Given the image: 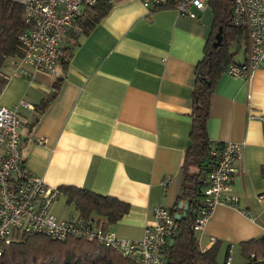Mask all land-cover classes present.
I'll list each match as a JSON object with an SVG mask.
<instances>
[{
  "label": "crops",
  "instance_id": "crops-1",
  "mask_svg": "<svg viewBox=\"0 0 264 264\" xmlns=\"http://www.w3.org/2000/svg\"><path fill=\"white\" fill-rule=\"evenodd\" d=\"M112 2L65 66H57L53 75L37 72L31 81L11 74L0 104L17 107L20 155L34 174L49 186H73L127 203L128 211L113 224L97 213L90 217L120 237L138 239L153 223L155 206L186 207L178 198L190 144L195 66L214 18L209 4L192 7L196 18H189L174 7L150 11L142 0ZM231 47L234 61L242 62L246 42ZM55 82L56 93L39 111ZM248 113L264 115V65L248 79L221 73L209 101L211 143H243L228 182L237 206L216 205L195 236L201 250L223 242L219 261L229 244L231 264L244 261L240 242L264 237V123ZM51 210L64 218L77 209L62 192ZM234 252L241 258L236 263Z\"/></svg>",
  "mask_w": 264,
  "mask_h": 264
},
{
  "label": "built area",
  "instance_id": "built-area-1",
  "mask_svg": "<svg viewBox=\"0 0 264 264\" xmlns=\"http://www.w3.org/2000/svg\"><path fill=\"white\" fill-rule=\"evenodd\" d=\"M24 9L26 27L19 35L23 55L10 59L1 74L8 79L17 74L27 81L37 72L53 75L57 71L64 36L74 27L85 8L97 0H19ZM149 9L165 0H142ZM208 0H180L175 9L180 15L195 18L191 10L203 9ZM231 22L246 35L245 59L231 63L226 72L250 78L264 64V0H231ZM22 106L30 105L22 100ZM264 123V115L248 113ZM20 125L17 107L0 104V242L8 244L14 230L44 234L52 239L81 237L112 248L138 264H163V246L175 233V219L169 208H153V223L146 225L138 239L120 237L115 230L93 217H84L77 210L60 218L52 212L54 200L62 193L58 187L47 185L22 161L20 155ZM38 143H44L40 138ZM243 148L242 142L226 141L210 150L214 162L204 173V201L190 227L200 230L212 209L218 204L237 206V197L228 192V182L237 171L234 164ZM168 178L164 179V182ZM2 249L0 248V255ZM230 264V253L225 258Z\"/></svg>",
  "mask_w": 264,
  "mask_h": 264
},
{
  "label": "trees",
  "instance_id": "trees-1",
  "mask_svg": "<svg viewBox=\"0 0 264 264\" xmlns=\"http://www.w3.org/2000/svg\"><path fill=\"white\" fill-rule=\"evenodd\" d=\"M180 0H165L161 5L150 8V11L174 7ZM212 9L213 32L207 41L202 58L195 66V85L192 92V111L190 144L185 151L183 162V181L178 200L186 207L175 205L169 211L175 219V233L163 246V264H225L219 261L223 242L216 240L207 249L201 250L190 225L203 205L205 187L204 173L214 162L210 154L213 146L206 131L209 115V101L213 88L227 66L234 61L235 48L246 42L242 28L231 22V0H208ZM112 0H97L84 9L76 19L74 27L64 36L61 45L58 65L65 66L81 39L108 13ZM221 27L222 39L219 45L213 46L214 35ZM26 23L24 9L19 0H0V92L7 82L1 74L5 72L7 62L23 55L19 41ZM64 40V39H63ZM55 82L53 93L37 105L41 111L51 100L58 89ZM264 176V163L260 167ZM68 202H73L84 217L97 213L107 219V224L115 223L128 211V204L108 195H101L82 188L61 186ZM175 211L180 213L175 216ZM242 264H264V237L251 238L239 243ZM2 253L0 264H138L134 259L121 255L112 248L104 247L94 241L81 237L52 239L44 234L14 230L8 244L0 242ZM230 245L226 246V256ZM225 256V258H226ZM231 264V263H230Z\"/></svg>",
  "mask_w": 264,
  "mask_h": 264
},
{
  "label": "water",
  "instance_id": "water-1",
  "mask_svg": "<svg viewBox=\"0 0 264 264\" xmlns=\"http://www.w3.org/2000/svg\"><path fill=\"white\" fill-rule=\"evenodd\" d=\"M221 27L219 26L217 28V31L215 32V35H214V41L212 42V45L213 46H217L220 44L221 42V39H222V35H221Z\"/></svg>",
  "mask_w": 264,
  "mask_h": 264
},
{
  "label": "rangeland",
  "instance_id": "rangeland-1",
  "mask_svg": "<svg viewBox=\"0 0 264 264\" xmlns=\"http://www.w3.org/2000/svg\"><path fill=\"white\" fill-rule=\"evenodd\" d=\"M233 49V47H231V50ZM242 46H240L239 47V49H238V51H237V53L235 54V58H240L241 57V55H242ZM68 206V205H67ZM69 207H72V206H69ZM72 210V209H71ZM234 254H235V252H234ZM240 257L238 256V255H234V263H236L237 261H240ZM226 260V259H225ZM230 263H231V261H230Z\"/></svg>",
  "mask_w": 264,
  "mask_h": 264
},
{
  "label": "bare ground",
  "instance_id": "bare-ground-1",
  "mask_svg": "<svg viewBox=\"0 0 264 264\" xmlns=\"http://www.w3.org/2000/svg\"><path fill=\"white\" fill-rule=\"evenodd\" d=\"M161 4H163V3H161ZM161 4H157V5H155L154 8H155L156 6H158V5H161ZM152 8H153V7H152ZM149 10H150V9H149ZM183 16H184V15H183ZM189 18H190V17H189ZM195 18H196V17H195ZM233 63H240V62H233ZM262 65H264V64H262ZM260 66H261V65H260ZM227 67H228V66H227ZM226 69H227V68H226ZM226 69H225L224 72H225L226 74H228V73L226 72ZM256 69H257V68H256ZM229 75H230V74H229ZM231 76H233V75H231ZM234 77H237V76H234ZM240 78H241V77H240Z\"/></svg>",
  "mask_w": 264,
  "mask_h": 264
}]
</instances>
